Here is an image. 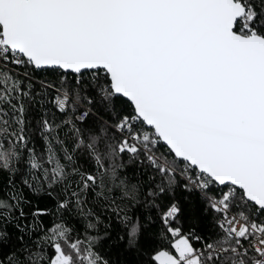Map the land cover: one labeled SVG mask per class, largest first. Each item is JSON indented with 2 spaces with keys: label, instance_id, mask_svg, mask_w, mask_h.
I'll return each instance as SVG.
<instances>
[{
  "label": "snow or ice",
  "instance_id": "obj_1",
  "mask_svg": "<svg viewBox=\"0 0 264 264\" xmlns=\"http://www.w3.org/2000/svg\"><path fill=\"white\" fill-rule=\"evenodd\" d=\"M0 264H264V0H0Z\"/></svg>",
  "mask_w": 264,
  "mask_h": 264
},
{
  "label": "trees",
  "instance_id": "obj_2",
  "mask_svg": "<svg viewBox=\"0 0 264 264\" xmlns=\"http://www.w3.org/2000/svg\"><path fill=\"white\" fill-rule=\"evenodd\" d=\"M49 79H52L53 77H51V76H49L48 77ZM130 172H131V170L129 171V174H130ZM133 182H135V181H133ZM182 195V194H181ZM130 215H134V213H130ZM114 219V218H113ZM208 221L207 220H205L204 221V223L206 224ZM155 230V229H154ZM132 259H134V257H132Z\"/></svg>",
  "mask_w": 264,
  "mask_h": 264
}]
</instances>
